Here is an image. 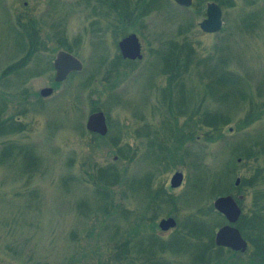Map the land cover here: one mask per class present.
I'll return each mask as SVG.
<instances>
[{"label": "rangeland", "instance_id": "obj_1", "mask_svg": "<svg viewBox=\"0 0 264 264\" xmlns=\"http://www.w3.org/2000/svg\"><path fill=\"white\" fill-rule=\"evenodd\" d=\"M164 2L0 0V119L24 123L0 135V264H217L231 252L215 249L207 263L183 242L150 245L197 237L196 220L210 241L225 221L210 210L218 195L239 200L250 247L236 256L251 260L264 237V0ZM209 2L223 11L213 33L200 27ZM18 25L39 39L29 58ZM133 33L143 59L125 61L120 41ZM175 42L182 66L171 74L160 52ZM60 51L83 68L45 98ZM18 62L23 73L4 74ZM96 111L107 115L105 137L86 127ZM105 165L121 176L111 186L98 184ZM176 170L185 177L172 188ZM167 216L177 226L163 231Z\"/></svg>", "mask_w": 264, "mask_h": 264}, {"label": "trees", "instance_id": "obj_2", "mask_svg": "<svg viewBox=\"0 0 264 264\" xmlns=\"http://www.w3.org/2000/svg\"><path fill=\"white\" fill-rule=\"evenodd\" d=\"M162 3H165L164 0H162ZM184 8H189V7H184ZM16 29H18L17 33L19 35V42L21 43V45L24 47L25 51L27 52L25 56H27V58H29L32 55H35L40 50L39 39L36 38V36L34 37L31 34V32L29 31V28L27 26L20 27L18 25V28H16ZM181 50H182V46L178 42H175L172 47L168 48V52H166V53L164 51L160 52L161 53L160 56L165 61L164 62L162 60L163 61L162 66H164L163 68L165 69L164 71H166V72L170 71L171 74H176V72L182 66V63H181V53L182 52H181ZM189 56H191V54H189ZM25 67H26L25 62H18L16 64H12V65H9L8 69L5 71L4 74L6 75V74L15 73V74L19 75L18 73H23L25 71V69H24ZM224 79H225V77H224ZM90 82H91V80H89V82H87V84H89ZM167 99L169 101L168 103L173 104L172 98L169 97V98H166V100ZM208 116H205L206 117L205 119H207ZM213 120H214V122H216L217 121L216 117H214ZM21 121H22L21 119L18 120V118H15V117H6L4 119H0V135L5 136V135H9L11 133L18 131L20 125L24 124ZM228 121L229 120H226V123ZM117 142H118L117 138L113 139L114 145H119ZM8 147L9 148H7V149L10 151L14 146L10 145ZM123 148L119 147L118 151H119V154H121V156L124 158L125 154H124ZM232 168L233 167L231 164L230 171L231 170L233 171ZM120 177L121 176H120L119 170L115 165H105V166H101L98 168V174H97V178L99 180L98 184H104L107 186H111L113 183L120 180ZM232 183H233V185H236L235 181H232ZM210 185H212V184H210ZM213 186L214 185H212V188H214ZM101 193H103L101 195L104 198L106 197V201H107V198L109 199V191L105 188V189H103V191ZM210 210H211V213H218L214 209L213 204L211 205ZM218 216L221 217L220 215H218ZM257 218H258V216H257ZM261 222H263L262 219H261ZM194 225H196L194 227V231L197 234V237H194L192 235H189L186 232H183V233H180L176 238L172 239L171 241H164L161 239L159 240L160 242L151 241V245H150L151 251L150 252L154 253V251L152 250V248L154 247L153 243H159L158 246L161 245V248L165 249L168 247H171V248L178 247L179 248L180 247L179 242H183V244H185V245L188 244L189 246H193L195 248L201 249V250L198 249L199 252H197V253L199 255L195 256V261H199V260L205 261L207 259L208 260L207 263H210L212 261L214 262L215 259L214 260L211 259L210 256L215 251V249H218V250H224L225 249V250H229L231 253L229 254L228 257L220 258L219 260H217L218 261L217 264H264V237L262 234L261 235L259 234L258 239L255 241V246L257 247V249L255 251L253 250L254 253L250 257L251 260L248 259V260L244 261L243 258L236 256L238 253L233 251L232 249L216 245V243L214 241V235H215V230H216L217 226H215L212 229V232L210 235V241H206V239L203 236H199L200 234H204V230H205L204 221L203 220L202 221L196 220ZM239 227L243 231V229L240 225H239ZM187 235L190 236L191 239H195V241L191 242L187 238ZM244 235H245V233H244ZM196 241H199V242H196ZM200 246H203V249L200 248ZM128 262L132 263L133 260L131 259ZM156 262L159 263L160 261H156Z\"/></svg>", "mask_w": 264, "mask_h": 264}, {"label": "water", "instance_id": "obj_3", "mask_svg": "<svg viewBox=\"0 0 264 264\" xmlns=\"http://www.w3.org/2000/svg\"><path fill=\"white\" fill-rule=\"evenodd\" d=\"M182 6H190L193 0H174ZM223 11L216 2H209L207 5V16L200 22V27L206 32H217L223 26ZM122 54L126 58H142V46L137 34L133 33L124 37L120 41ZM56 80H64L70 72L79 71L83 68V63L73 54L60 51L55 60ZM53 91L52 87H44L40 94L44 97L50 95ZM87 128L101 134L108 131L106 115L104 111L93 112L87 119ZM184 174L177 171L172 177V186H180L183 182ZM240 183V177L236 179V184ZM214 207L220 213H223L230 223L221 226L215 236V242L219 246H226L234 250L245 251L248 248V242L243 237L238 227L234 226L242 208L232 195L219 196L214 200ZM177 225L174 217L162 218L159 226L163 230H168Z\"/></svg>", "mask_w": 264, "mask_h": 264}, {"label": "flooded vegetation", "instance_id": "obj_4", "mask_svg": "<svg viewBox=\"0 0 264 264\" xmlns=\"http://www.w3.org/2000/svg\"><path fill=\"white\" fill-rule=\"evenodd\" d=\"M141 42V41H140ZM141 46H143L142 45V43H141ZM122 54V53H121ZM143 54V53H142ZM121 57L125 60V61H134V60H141V59H143V57L142 58H135V59H132V58H126V57H124L123 56V54L121 55ZM54 60H55V58H54ZM54 60H53V62L51 63V67L54 69V71H55V75H54V81H53V84L52 85H50V86H47V87H52L53 88V91H52V93L50 94V95H48V96H46L45 98H48L49 96H51L54 92H55V90H56V87L61 83V82H63V80H56V69H55V66H54ZM80 71H82V70H79V71H72V72H70V74L68 75V77L70 76V75H72L73 73H77V72H80ZM67 77V78H68ZM66 78V79H67ZM66 79H64V80H66ZM105 113V112H104ZM105 115H106V113H105ZM106 121H107V126H108V131H107V133L106 134H101V133H99V132H96V131H91V130H89L88 128V130L90 131V132H92L94 135H98V136H101V137H105V136H107L108 135V133L110 132V126H109V124H108V120H107V115H106ZM87 127V126H86ZM113 144V143H112ZM128 144V143H127ZM129 145V144H128ZM130 146H132V145H129V149L130 150H132V148L130 147ZM177 171H181V170H176L174 173H173V175L177 172ZM184 174V173H183ZM173 175H172V177H173ZM172 177H171V179H170V185H171V187L172 188H177V187H180V186H177V187H174V186H172ZM184 177H185V175H184ZM184 180V179H183ZM183 183V182H182ZM159 190V192L161 193L162 191H163V193H164V189L162 190V189H158ZM157 190V191H158ZM218 196H221V195H218ZM217 196V197H218ZM216 197V198H217ZM215 198V199H216ZM235 198V197H234ZM214 199V200H215ZM236 199V201L238 202V204L240 205V207L242 208V206H241V204L239 203V200L237 199V198H235ZM212 204H213V206H214V201L212 202ZM214 209H215V207H214ZM216 210V209H215ZM242 210H243V208H242ZM217 211V210H216ZM218 213H216V214H219L222 218H223V220H225L224 221V224L223 225H225V224H228V223H230L229 221H228V219L226 218V216L223 214V213H220L219 211H217ZM242 215H243V211H242V213L240 214V216H239V218H238V220L235 222V223H233V225L234 226H236V227H238L239 228V230L241 231V233H242V235H243V237L247 240V242H248V248L250 247V243H249V240H248V238L244 235V233H243V231L241 230V228L239 227V220L241 219V217H242ZM168 217H173V216H167L166 218H168ZM175 218V217H174ZM161 221V220H160ZM177 221V220H176ZM226 222V223H225ZM160 223V222H159ZM222 225V226H223ZM177 226V225H176ZM175 226V227H176ZM175 227H172V228H170V229H168V230H163V229H161V230H163V231H170V230H173ZM221 227V226H220ZM219 227V228H220ZM218 228V229H219ZM218 229H217V231H218ZM217 231L215 232V235H214V241H215V236H216V233H217ZM216 243V242H215ZM217 245V244H216ZM217 246H219V245H217ZM222 247H225V248H229V247H226V246H222ZM247 248V249H248ZM230 249H232V248H230ZM233 251H235V252H237V253H244V252H246V251H242V250H234V249H232Z\"/></svg>", "mask_w": 264, "mask_h": 264}]
</instances>
